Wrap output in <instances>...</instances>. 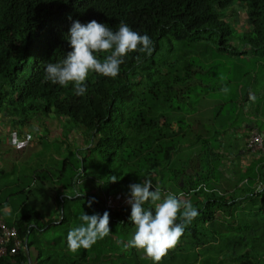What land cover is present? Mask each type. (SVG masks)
<instances>
[{
  "label": "trees",
  "instance_id": "trees-1",
  "mask_svg": "<svg viewBox=\"0 0 264 264\" xmlns=\"http://www.w3.org/2000/svg\"><path fill=\"white\" fill-rule=\"evenodd\" d=\"M231 6L243 10L250 26L241 35L228 21ZM69 17L82 24L94 19L113 30L123 21L148 35L154 51L129 53L115 78L89 73L86 94L77 96L71 84L45 79V63H57L72 50ZM176 48L210 60L194 57L195 63L189 60L176 73L178 60L186 57L175 55ZM262 48L264 0H0V109L21 122L28 114L63 118L91 140L88 160L80 158V168L63 187L61 170L55 182L38 171L21 192L0 201V210L10 209L0 217L24 246L0 264H153L143 250L125 247L135 230L130 206L114 211L104 206L112 193L128 194L129 184L145 178L164 192L183 193L199 210L160 264H264V165L259 192L237 186L243 180L230 181L218 152L224 127L210 130L211 119L194 120L213 89L204 64L216 67L218 53L238 56ZM89 167L98 177L79 185ZM34 182L35 206L28 190ZM244 198L248 206L241 205ZM105 211L110 234L89 249L70 251L67 233L81 224L82 212ZM186 241L193 260L181 255L179 245Z\"/></svg>",
  "mask_w": 264,
  "mask_h": 264
},
{
  "label": "rangeland",
  "instance_id": "rangeland-1",
  "mask_svg": "<svg viewBox=\"0 0 264 264\" xmlns=\"http://www.w3.org/2000/svg\"><path fill=\"white\" fill-rule=\"evenodd\" d=\"M230 11L232 15L228 18V21L235 31L240 32L242 27L238 24L243 23L245 19L243 10L235 7ZM243 51L237 57L230 56L222 61L214 60L213 62L218 64L216 67L202 65L207 69H211L206 75L207 79L213 84V89L212 93L204 100L205 106L197 110L200 113L198 119L194 120L201 123L206 118L211 119L208 122L210 130H219L220 126L226 130L232 124L242 120L243 111L238 110L237 105L233 103L236 101L235 98L238 94H246L250 90L254 94H264V48L255 51L250 50L253 52L252 55L248 54L249 49ZM175 55L183 57L185 52L176 48ZM185 56L184 59L178 60L176 73H181L184 67L188 66L189 60L194 63L196 59L201 63H207L210 60L208 58L204 62L200 57L189 53ZM196 66L204 69L200 64H196ZM164 73L168 74L169 70L165 69ZM221 77H224V79L221 80ZM225 86L229 89L227 93L221 91V88ZM261 104L264 105V98ZM245 109L248 110L247 107ZM193 111L191 110V113ZM167 117L174 130L173 115ZM29 136H31V139H28ZM15 137H20L23 141V146L20 148H12L9 145V141ZM90 141L81 129L70 128L63 118L51 114L47 116L28 114L27 118L21 122L17 116H12L1 108L0 168L3 169V174L0 175V201L21 192L23 187L28 185V179L38 171L42 173L41 178L45 176L44 179L50 180L51 178L55 182L61 170V177L58 179L60 184L58 183V185L63 187L71 173L80 168V158L88 160L89 155L86 148L89 147ZM248 161H251L248 166L240 169V171H235L233 179L236 177L237 179L246 180L240 184L238 182L237 186L243 189H252L254 193L257 186L259 190L262 186L260 184L263 180L260 173L261 165L255 157H249ZM83 175L84 178H81L79 185L82 184V180L90 177L97 178L99 172L95 167H89ZM28 190L31 195V203L35 206V182ZM41 200L39 202L43 203ZM249 202L244 198L241 200V205L248 206ZM145 207L154 206L146 203ZM52 214L56 217V210L53 209ZM188 247V241L179 245L181 255L186 256L188 260H193L195 258L192 256L194 250L188 251ZM198 259H201V257L197 256L196 260Z\"/></svg>",
  "mask_w": 264,
  "mask_h": 264
},
{
  "label": "clouds",
  "instance_id": "clouds-1",
  "mask_svg": "<svg viewBox=\"0 0 264 264\" xmlns=\"http://www.w3.org/2000/svg\"><path fill=\"white\" fill-rule=\"evenodd\" d=\"M68 19L71 26L67 42L72 50L57 63H45V79L62 87L71 84L77 96L86 94L85 82L89 73L115 78L129 53L139 52L151 56L154 51L153 41L148 35H141L123 21L113 30L94 19L86 24L71 17ZM100 53L109 54L101 60L98 58ZM135 59L137 63L143 61L140 55ZM221 91L227 93L229 89L225 86ZM255 99L250 90L249 100L254 102ZM111 182H117V177H112ZM128 188L125 203L130 206L129 221L135 230L125 247L143 250L153 264H160L168 251L178 244L185 228L199 215V210L190 199L184 198L183 193L178 195L164 192L159 186L154 188L148 178L142 183H131ZM93 202L94 198L89 199L88 206L91 207ZM146 203L154 207L146 208ZM79 219L81 224L67 233V246L72 252L81 248L89 249L110 234V216L107 211L102 215L82 212Z\"/></svg>",
  "mask_w": 264,
  "mask_h": 264
},
{
  "label": "crops",
  "instance_id": "crops-1",
  "mask_svg": "<svg viewBox=\"0 0 264 264\" xmlns=\"http://www.w3.org/2000/svg\"><path fill=\"white\" fill-rule=\"evenodd\" d=\"M238 25L242 27L240 32L236 31V33L239 35L250 28L245 19L243 20V23ZM252 53V51H248L249 55H252ZM229 57L224 53H218L217 59L215 60L222 61ZM217 65L218 64L216 63V66ZM254 95L256 97L254 102L249 100L248 92L246 94H238L236 96V101L233 103L237 105L238 110L243 111V118L242 120L238 121V123L232 124L226 130H224V134H219L217 136V139L220 142L218 152L223 156L221 160L222 167L226 171V176L231 179L234 177L236 170L240 171V169L245 168L251 162L248 161V157L245 155L244 151L246 131L251 128H254L259 133L264 131V105L261 104L264 94ZM246 107L248 110L245 109ZM9 210L10 209L6 207L0 211L1 213H8Z\"/></svg>",
  "mask_w": 264,
  "mask_h": 264
},
{
  "label": "built area",
  "instance_id": "built-area-1",
  "mask_svg": "<svg viewBox=\"0 0 264 264\" xmlns=\"http://www.w3.org/2000/svg\"><path fill=\"white\" fill-rule=\"evenodd\" d=\"M14 140L16 141V143H13ZM9 145L12 148H20L21 146H23V141L22 139H20V137H15L9 141ZM244 151H245V155L248 158L255 157L256 160H258L259 164L263 166L264 165V131L262 133H259L254 128L247 130L246 137L244 140ZM258 180L259 178L257 179V181ZM245 181L246 180H243L242 183ZM152 184L154 187V183ZM260 184L263 185V180L261 181ZM257 191H259L258 186L255 189V192ZM126 198H127V194L114 192L106 199L104 206L110 211L118 210L120 208L128 206L125 203ZM23 249H24L23 242L19 238L16 229L12 226H8L0 217V258L6 256H13L16 253L22 252Z\"/></svg>",
  "mask_w": 264,
  "mask_h": 264
}]
</instances>
